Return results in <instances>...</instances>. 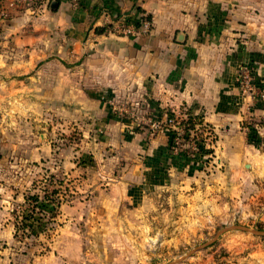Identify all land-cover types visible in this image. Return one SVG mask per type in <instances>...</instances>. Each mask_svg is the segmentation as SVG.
<instances>
[{"label": "crops", "instance_id": "1", "mask_svg": "<svg viewBox=\"0 0 264 264\" xmlns=\"http://www.w3.org/2000/svg\"><path fill=\"white\" fill-rule=\"evenodd\" d=\"M141 15L150 17L148 35L109 32L118 19ZM250 61L264 81V0H0L3 243L15 240L9 206L41 173L73 195L54 217L65 233L127 211L189 219L198 209L210 217L214 197L264 181V99L249 108L235 82ZM137 107L143 122L182 110L211 126L218 140L210 163L223 168L207 175L199 160L170 155L167 132L149 137L129 117ZM50 111L70 124L65 136L78 137L60 149L54 167L55 127L37 118ZM249 115L260 122L258 146L241 129ZM160 196L169 206L162 216ZM61 249L77 256L80 245L69 240Z\"/></svg>", "mask_w": 264, "mask_h": 264}, {"label": "rangeland", "instance_id": "2", "mask_svg": "<svg viewBox=\"0 0 264 264\" xmlns=\"http://www.w3.org/2000/svg\"><path fill=\"white\" fill-rule=\"evenodd\" d=\"M56 108L59 106H52V110ZM50 112L37 118L42 121L46 118L47 123L55 127L51 139V167H54L59 164L60 149L64 145L74 144L78 137L74 131H70L71 136L66 137L63 130L71 127L70 124L56 120L59 117L57 113ZM124 114L126 113H122ZM141 115L143 116L137 107L129 117L139 122V127L147 128V121L143 122L145 118L141 119ZM154 120L157 118H151L150 121ZM204 166L207 175H213L223 168L215 163ZM46 176L47 182H44ZM50 176L52 175L41 173L35 178L34 186L24 194L23 199L9 206L10 212L14 211V215L10 216L13 223H24L21 213L33 207L25 202V196L52 195L65 201L72 200L73 195L64 188L63 192H59V186L55 185L58 180L54 182V176ZM160 199L162 200V196ZM213 199L210 217L206 218H203L204 213L198 209H195V215L191 214L189 219L181 216L140 218L130 216L131 212L127 211L128 215L107 221L101 220L96 227L95 223L86 225L83 222L79 231L67 233L61 231V223L57 219L48 221L47 214L42 218L41 226H35L32 220L28 221L35 230L32 237L20 241L10 240L4 244V235H0V264H63L60 259H67L70 263L72 261L69 257H75L71 264H264V235L250 232H264V181H245L239 189L233 190V193L228 192V196ZM164 202H160V216L169 212V206ZM35 212L38 213L36 218L47 213L40 209ZM176 214L179 215L178 212ZM146 225H151L154 232L147 234L143 231L142 227ZM232 227H242L248 231ZM69 240L77 241L80 245L77 256L74 255L75 250L68 251L74 254L62 251L61 246Z\"/></svg>", "mask_w": 264, "mask_h": 264}, {"label": "built area", "instance_id": "3", "mask_svg": "<svg viewBox=\"0 0 264 264\" xmlns=\"http://www.w3.org/2000/svg\"><path fill=\"white\" fill-rule=\"evenodd\" d=\"M72 4L78 3V0H70ZM151 20L141 15L136 21L118 19L116 24L109 30L110 33L126 36L138 37L148 35L151 31ZM240 91L248 98L249 108H256L264 99L262 87L263 79L259 78L255 72V63L253 61L242 65L236 75L235 80ZM119 113H126L125 109H120ZM260 122L251 115L247 116L241 125V129L246 134V139L254 131L257 135ZM162 130L171 134V142L168 147L172 156H184L190 160H199L204 165H209L213 160L214 145L217 142V135L214 129L204 124L201 120L187 114L185 111L169 112L161 119L147 123V134L154 135L155 132ZM42 200H49L51 204L58 207L62 199L52 195L40 197ZM30 206L33 202L27 201ZM35 203V202H34Z\"/></svg>", "mask_w": 264, "mask_h": 264}, {"label": "trees", "instance_id": "4", "mask_svg": "<svg viewBox=\"0 0 264 264\" xmlns=\"http://www.w3.org/2000/svg\"><path fill=\"white\" fill-rule=\"evenodd\" d=\"M146 19L150 20V17L146 16ZM170 142H171V134L168 133V147L170 146ZM247 142L255 146H258L261 143L256 133L252 130H251V133L247 137ZM24 200L25 202L27 201H32L33 203L35 202V204L29 211L24 210L21 213V216H22L21 218L23 219L22 221H24V223H22L21 225H17V222H14V239L18 241L24 238L32 237V235L35 234V230L32 227L33 225L30 224L31 225L30 226L28 224L29 220H32L33 223L35 222V226H39V225L41 226L42 218L43 217L45 218V216L48 214V219H49L48 221L50 220L52 221L56 215V209H57V207L51 206L52 202H50L49 200L45 201V200L39 199L38 195L25 196ZM36 209L45 210V212L47 213L41 214L42 215L41 217L36 218L37 217L36 215L38 214L37 212H35ZM12 214L14 215V211L12 212ZM26 227L28 228L27 230H26Z\"/></svg>", "mask_w": 264, "mask_h": 264}, {"label": "water", "instance_id": "5", "mask_svg": "<svg viewBox=\"0 0 264 264\" xmlns=\"http://www.w3.org/2000/svg\"><path fill=\"white\" fill-rule=\"evenodd\" d=\"M55 4V3H53ZM232 229H238V230H241V231H248L246 230L245 228H242V227H232ZM252 234H255V235H264V232H258V231H250Z\"/></svg>", "mask_w": 264, "mask_h": 264}]
</instances>
